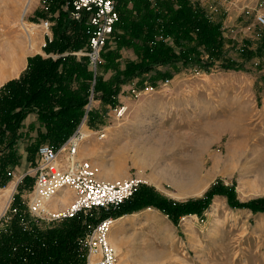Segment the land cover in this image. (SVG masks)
<instances>
[{
    "label": "rangeland",
    "instance_id": "rangeland-1",
    "mask_svg": "<svg viewBox=\"0 0 264 264\" xmlns=\"http://www.w3.org/2000/svg\"><path fill=\"white\" fill-rule=\"evenodd\" d=\"M25 2L0 0V34L5 25L21 34L18 20ZM204 2L202 8L212 21L221 23L227 39L221 65L227 63L235 68L219 65L205 71L179 63L158 66L147 75L119 84L113 103L103 102L101 92L91 87L83 107L85 113L92 98L85 126L92 125L97 134L103 132L105 136L98 139L84 126L88 135L78 148L77 158L89 160L99 179L118 181L137 175L142 180L137 191L177 204L202 199L212 188L218 191L204 212L186 214L176 221L151 206L124 214L123 231L116 234L115 224L110 231L118 264H264V211L254 212L246 206L264 199V180L257 178L264 163V28L254 24V15L264 12V0ZM132 4L131 0H123L118 10H131ZM28 8L23 20L34 33L36 49L26 52L25 62L35 55L48 56L42 21H50L52 35L51 28L57 26L62 10L52 11L46 0H32ZM63 9L67 10L65 6ZM122 33L123 29L115 25L95 70L88 66L103 82H111L116 68L123 70L127 61L137 59L131 48L119 44ZM75 52L71 54L77 60L84 58ZM165 79L169 81L167 85H160ZM151 85L157 89L138 98L131 94L132 89ZM120 105L127 106L122 121L113 115ZM37 122L36 137L31 143L35 148L39 131L45 132L38 116ZM23 150H28L32 161L24 163L27 173L19 183L12 179L0 189V210L6 199L3 191L12 183L13 204L26 210L38 157L34 148ZM199 170L208 175L207 181L195 177ZM12 171L13 168L8 170V177H12ZM62 194L66 200L59 198ZM73 199L74 192L65 188L48 207L62 210ZM214 203L217 207H213ZM233 203L245 206L234 207ZM103 212L74 217L80 218L83 228V234L76 238L79 258L84 254L81 239ZM64 221L39 222L35 227L50 230ZM12 223L13 220L3 235L9 233Z\"/></svg>",
    "mask_w": 264,
    "mask_h": 264
},
{
    "label": "trees",
    "instance_id": "trees-1",
    "mask_svg": "<svg viewBox=\"0 0 264 264\" xmlns=\"http://www.w3.org/2000/svg\"><path fill=\"white\" fill-rule=\"evenodd\" d=\"M46 1L52 11L62 9L57 26L51 28L52 39L46 41L44 51L48 56L28 57L26 69L19 77L0 87V186L8 177L7 168L18 164V131L29 113L35 112L40 126L45 128L44 133L39 131L36 148L30 149L37 150L42 142L57 149L79 126L91 87L101 92L103 102L113 103L119 84L147 75L158 66L179 63L205 71L219 65L236 67L221 65L227 43L222 25L212 21L199 4L190 0H131V10L120 12L117 8L116 25L123 29L119 44L131 48L137 59L127 61L123 70L116 68L111 82H103L88 70L85 58L77 60L71 54L87 43L84 23L67 20V10L63 9L73 0ZM215 194L218 191L212 188L202 199L177 204L141 190L118 209L103 212L101 218H118L151 206L176 221L186 214L204 212ZM246 206L254 212L264 211V199ZM80 222V218H72L50 230H37L32 225L24 231L14 218L9 233L0 234V264H84V254L78 257L76 245L77 236L83 234Z\"/></svg>",
    "mask_w": 264,
    "mask_h": 264
},
{
    "label": "built area",
    "instance_id": "built-area-1",
    "mask_svg": "<svg viewBox=\"0 0 264 264\" xmlns=\"http://www.w3.org/2000/svg\"><path fill=\"white\" fill-rule=\"evenodd\" d=\"M120 1L73 0L69 7L65 6L71 21L84 23L87 43L74 54L84 57L91 70H95L101 50L118 22L117 8ZM254 24L264 28V12H257L254 15ZM50 27L48 19L42 21V28L48 41L52 39ZM168 82L165 79L160 85L166 86ZM156 89L157 86L154 85L145 86L142 90L132 89L131 94L138 98ZM91 101L92 98L85 106L81 123L64 144L57 149L48 144L38 146L36 152L38 161L34 168L35 180L26 210L21 211L13 204L12 194L8 196L0 210V234L14 218L24 231H29L32 225L39 222L54 223L74 218L80 213L116 210L137 192L142 181L137 175L124 180L105 181L97 177L96 169L89 160L77 158L78 148L88 135L83 126L87 122ZM126 111L127 106L120 105L113 110V115L122 121ZM104 136L103 132L97 134L98 139ZM65 188L74 192V199L65 209H50L49 202ZM115 220L116 218L112 216L99 218L83 236L81 244L84 250V264H118L116 252L109 242V234Z\"/></svg>",
    "mask_w": 264,
    "mask_h": 264
},
{
    "label": "bare ground",
    "instance_id": "bare-ground-1",
    "mask_svg": "<svg viewBox=\"0 0 264 264\" xmlns=\"http://www.w3.org/2000/svg\"><path fill=\"white\" fill-rule=\"evenodd\" d=\"M31 1L32 0H26L25 5L21 10V14L19 15L20 17L18 20V26L21 30V34L15 31L9 25L3 26L5 29L0 34V85L5 82L9 77H17V75H19V72L25 65V60L23 59V57L26 52L29 53L36 49L35 43L33 41L34 33L32 32L31 27H28L23 20L27 9H29L28 7ZM262 158H264V156H262L261 159ZM195 177L201 179L202 182L207 181L208 179V175H202L200 170L196 173ZM257 178L259 180H264V163H262L258 171ZM13 188L14 184H9V186L4 189L3 196H5L6 198L10 196L11 192H13ZM54 198L49 202L48 205H52V203L55 202ZM59 198L62 200L67 199L64 194H62V196H60ZM214 206L217 207V204L214 203L213 207Z\"/></svg>",
    "mask_w": 264,
    "mask_h": 264
},
{
    "label": "crops",
    "instance_id": "crops-1",
    "mask_svg": "<svg viewBox=\"0 0 264 264\" xmlns=\"http://www.w3.org/2000/svg\"><path fill=\"white\" fill-rule=\"evenodd\" d=\"M190 1L192 3H195V2L198 3L201 7H204L206 5L204 0H190ZM26 66H27V61L25 62L24 67L20 71V74L26 69ZM19 75H17V77H19ZM17 77H14V78H17ZM14 78H11V79H14ZM11 79H9V80H11ZM2 85H0V87ZM38 126H39V124L37 122V115L35 113L28 114L27 117L23 120L22 126L18 131V133L20 135V138L17 141V145H18L17 148L18 149L16 148L17 154H19V156H20L19 157V163L15 167L10 166L7 168V171L9 169L13 168L12 177H7V178L3 179V183L0 186V189L2 187L4 188L12 179H16L15 184L19 183L20 179H22L25 176V174L27 173L26 171L23 170L24 163L30 164L33 157L30 158V156H28V150L22 151V148L23 147L25 149L30 148L31 143L33 142L34 138L36 137V129L38 128ZM31 127H34V128H31ZM85 128L87 129V131H91L92 134L98 133V132L94 131L96 129H93L92 125L91 126L86 125ZM36 151L37 150H35V155H36ZM114 223H115V227L114 226L113 227L116 230V234L123 231V215L116 218Z\"/></svg>",
    "mask_w": 264,
    "mask_h": 264
}]
</instances>
